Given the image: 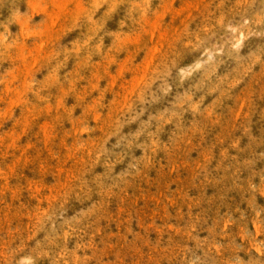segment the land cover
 <instances>
[{
  "label": "rangeland",
  "instance_id": "obj_1",
  "mask_svg": "<svg viewBox=\"0 0 264 264\" xmlns=\"http://www.w3.org/2000/svg\"><path fill=\"white\" fill-rule=\"evenodd\" d=\"M0 264H264V0H0Z\"/></svg>",
  "mask_w": 264,
  "mask_h": 264
}]
</instances>
